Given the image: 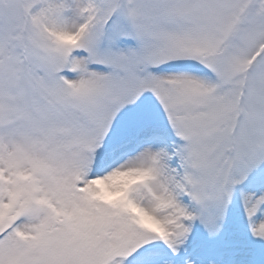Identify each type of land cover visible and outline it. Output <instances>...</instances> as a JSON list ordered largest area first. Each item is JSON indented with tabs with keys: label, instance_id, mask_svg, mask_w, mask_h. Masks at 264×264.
<instances>
[{
	"label": "snow or ice",
	"instance_id": "1",
	"mask_svg": "<svg viewBox=\"0 0 264 264\" xmlns=\"http://www.w3.org/2000/svg\"><path fill=\"white\" fill-rule=\"evenodd\" d=\"M0 264H264V0H0Z\"/></svg>",
	"mask_w": 264,
	"mask_h": 264
}]
</instances>
